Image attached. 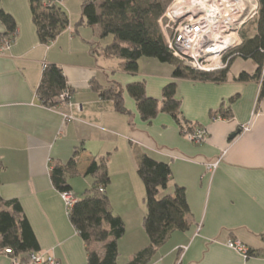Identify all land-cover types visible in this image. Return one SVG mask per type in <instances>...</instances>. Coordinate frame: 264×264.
Returning <instances> with one entry per match:
<instances>
[{"label": "crops", "instance_id": "crops-1", "mask_svg": "<svg viewBox=\"0 0 264 264\" xmlns=\"http://www.w3.org/2000/svg\"><path fill=\"white\" fill-rule=\"evenodd\" d=\"M13 1L0 0V9L17 24L13 37H3L7 30L0 21V195L20 203L37 253L60 264H95L51 178L56 162L67 164L78 150V174L69 177L78 199L93 185L86 172L94 160L103 162L111 177L107 196L125 224L117 264H129L150 243L143 226L146 188L138 174L143 155L170 166L171 180L160 196L185 188L192 214L190 229L175 232L148 264H264V102H258L259 81L240 79L255 74L256 64L235 58L224 82L175 79L173 66L155 59H142L137 72H125L120 60L97 53L109 38L101 39L97 27L79 24L85 0H65L70 25L48 44L39 40L29 0L17 6ZM4 38L12 43L2 50ZM49 65L62 70L72 91L66 106L46 107L38 95ZM95 82L121 87L128 112L102 99ZM136 82L159 101L163 89L176 83L184 130L204 128L207 140L191 142L166 113L144 122L127 91ZM222 107L230 118L213 117ZM64 115L73 119L65 122ZM246 126L250 130L243 132ZM217 161V169L208 172L206 164ZM231 242L244 246L247 255ZM0 264H12L11 257L0 254Z\"/></svg>", "mask_w": 264, "mask_h": 264}, {"label": "trees", "instance_id": "trees-1", "mask_svg": "<svg viewBox=\"0 0 264 264\" xmlns=\"http://www.w3.org/2000/svg\"><path fill=\"white\" fill-rule=\"evenodd\" d=\"M45 1L29 0L39 40L48 44L69 27L70 18L61 5L46 7ZM171 1L85 0L79 24L97 27L101 39L110 38V42L97 51L98 55L120 60L121 69L129 73L138 71L142 59H155L172 65L175 79L224 82L228 68L235 58L251 59L257 66L256 73L252 76L244 73L240 79L259 81L258 102H264V0H259L258 17L244 27V42L232 53L229 67L215 73L198 72L175 59L168 50L159 20ZM0 21L7 30L2 36L13 37L17 32L15 18L0 9ZM93 89L102 99L113 100L118 112H128L124 106L121 87L110 85L104 88L95 82ZM65 91L71 96L72 91L62 70L55 65L45 67L38 88L43 105L49 108L57 107L58 98ZM127 91L136 100L144 122L152 121L159 113H166L176 120L183 132H189L184 130L180 121L181 101L176 96V83L172 82L163 89L162 101L148 97L143 82L129 84ZM218 115L224 119L230 118V110L222 107L213 117ZM78 162V150L67 164L56 162L51 178L60 193L71 192L69 177L78 174ZM138 174L146 188L147 214L143 226L150 243L129 264H148L175 232L190 229L192 214L185 188L176 186L174 194L160 196L161 191L168 188L172 176L167 163L143 155L139 161ZM86 175L93 178V185L69 210V220L83 239L90 261L95 264H117L118 243L125 234V224L123 219L113 212L107 196L111 177L104 163L95 160L88 167ZM6 249H11L14 256H24L30 252H38L40 247L20 203L17 200L5 201L0 195V254H4ZM250 253L254 251L251 250Z\"/></svg>", "mask_w": 264, "mask_h": 264}, {"label": "built area", "instance_id": "built-area-1", "mask_svg": "<svg viewBox=\"0 0 264 264\" xmlns=\"http://www.w3.org/2000/svg\"><path fill=\"white\" fill-rule=\"evenodd\" d=\"M65 0H46L45 6L61 5ZM260 11L259 0H174L159 24L165 36L166 46L173 57L182 64L202 73H215L229 67L232 53L244 42L242 31L251 21L255 20ZM11 38H4L2 50L10 47ZM70 93L63 92L59 104H69ZM73 119L64 115V121ZM250 130L249 126L243 132ZM208 132L204 128L186 132V137L195 144L207 140ZM219 161L206 164L208 172H214ZM68 212L78 201L70 191L61 193ZM230 246L242 254L247 250L239 243L231 242ZM5 254L10 256L12 264H60L54 256H42L30 252L25 259L14 256L11 249Z\"/></svg>", "mask_w": 264, "mask_h": 264}, {"label": "rangeland", "instance_id": "rangeland-1", "mask_svg": "<svg viewBox=\"0 0 264 264\" xmlns=\"http://www.w3.org/2000/svg\"><path fill=\"white\" fill-rule=\"evenodd\" d=\"M5 2V1H4ZM18 2H19V0H14L13 2H12V5L13 6H17L18 5ZM174 2V0H172L171 1V3H170V5L172 4ZM111 39L109 38V41H110Z\"/></svg>", "mask_w": 264, "mask_h": 264}, {"label": "water", "instance_id": "water-1", "mask_svg": "<svg viewBox=\"0 0 264 264\" xmlns=\"http://www.w3.org/2000/svg\"><path fill=\"white\" fill-rule=\"evenodd\" d=\"M233 138H234V136H233Z\"/></svg>", "mask_w": 264, "mask_h": 264}]
</instances>
